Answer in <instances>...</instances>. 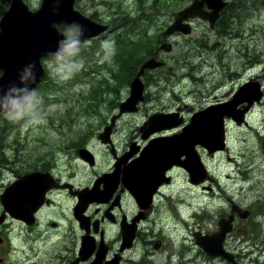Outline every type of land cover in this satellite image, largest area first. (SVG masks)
<instances>
[{
	"label": "flooded vegetation",
	"instance_id": "af4514ba",
	"mask_svg": "<svg viewBox=\"0 0 264 264\" xmlns=\"http://www.w3.org/2000/svg\"><path fill=\"white\" fill-rule=\"evenodd\" d=\"M2 1L4 11L0 7V19L11 3ZM24 1L33 11L42 3ZM192 2L74 1V9L103 30L85 40L70 62L86 59L83 53L92 46L94 52L104 57L106 76L88 91L94 99L74 104V112L70 113L73 117L58 118L50 125L43 121L33 129L35 123L30 117L41 113L40 110L19 122H11L5 118L6 113L0 112V264H231L221 255H209L197 239L217 232L221 219H230L232 214L225 249L239 264L264 263V255L251 258L264 245V212L254 214L260 211L258 206L264 203V197L241 202L218 178L216 165L208 166L209 160L215 161L224 154L231 172L240 176L242 186L252 181L248 171L252 167L251 155L258 153L264 163V119L259 123L255 120L264 107V95L249 108L248 101L237 105L238 118L245 111L239 118L241 123L232 115H225V149L211 152L198 142L196 165L202 171L199 179L192 176L185 153L180 157L179 151L174 157L168 154L162 160L151 159L145 153L154 139L181 133L196 112L228 102L247 82L257 80L264 90V70L253 71L256 65L241 52L240 47L245 45L241 42L236 47L238 57L244 56L240 70H213L210 78L215 81L210 86L207 77L184 71L182 79H198L203 85L184 93L177 90L180 82L177 84L176 71L189 65L190 50L210 45L206 37H187L203 23L217 32L228 5L220 12L214 28L208 20L194 17L185 21L192 26L191 34L165 36L178 12ZM162 9L170 10L172 17H161ZM136 24L146 33L127 35L128 28ZM67 25L60 23L59 31L62 33ZM146 34L154 37L148 40L154 46L149 49L150 55L129 58L123 47L136 42L128 37L141 38ZM167 41L173 42V50L176 44L185 49L184 54L178 52L172 63H168L167 55L173 50L167 53L160 48ZM214 49L220 57L225 56L218 53L219 48ZM151 57L164 61V65L145 71L141 77L143 99L133 109L122 111L121 105L130 96L131 83L138 72L115 70L118 62L142 61L141 67ZM49 61L59 62L54 56L43 59L46 74L40 83L47 84L55 74L58 81L61 72H51ZM181 61L184 65L178 67ZM109 63L113 69H109ZM68 74L80 83L82 77L76 76V72ZM101 83L106 85L100 86ZM40 91L32 103L46 96L43 88ZM185 96H194L195 101ZM175 112L182 121L178 126L144 136L149 131L147 122L151 116ZM232 129L238 134L233 136L232 142L236 144L229 140ZM227 175L230 178L232 174ZM8 188L14 195L4 199ZM209 192L214 194L209 196ZM233 204L249 209L250 216L241 218L233 212Z\"/></svg>",
	"mask_w": 264,
	"mask_h": 264
},
{
	"label": "water",
	"instance_id": "95a60500",
	"mask_svg": "<svg viewBox=\"0 0 264 264\" xmlns=\"http://www.w3.org/2000/svg\"><path fill=\"white\" fill-rule=\"evenodd\" d=\"M74 1L42 0L41 6L33 11L24 0H11L9 8L0 19L1 113L8 112L10 102L13 99L23 103L24 97L31 94L45 76L46 69L43 65V59L53 56L51 54L59 48V41L65 39L58 29L60 23L79 24L83 31L81 37L83 42L98 35L103 30L102 28L99 30L95 23L78 13L74 9ZM228 3L229 0H193L190 5L178 12L175 21L166 29L165 36L171 37L175 33L191 34L192 26L185 21L194 17L208 20L211 28H214L220 12ZM160 48L170 53L174 44L169 41L163 42ZM32 64L35 67H29ZM162 65H164V61L155 57L147 59L141 65L137 75L132 80L130 96L121 105L122 111L133 109V106L143 99L144 83L141 77L145 71L156 69ZM34 79L35 82H33ZM263 95L264 90L261 88V83L257 80L249 81L240 87L233 99L228 102L211 105L196 112L190 125L184 127L181 133L154 139L145 153H148V157L154 160H162L168 154H172L174 157L182 152L180 157L185 153L187 155L186 161L192 166L190 167L192 176L199 179L202 171L196 165L197 151L195 147L198 142L205 144L211 152L225 149V115H232L241 123L243 120L239 118H242L245 111L244 113L241 112L238 118L237 113H235L237 105L248 101L249 108L255 102L261 101ZM181 122L177 112L172 115L155 114L148 120L149 131L144 136L147 137L162 129L176 127ZM13 195V190L8 188L4 194V199H9ZM233 212H237L241 218H247L251 214L249 209H244L238 204H233ZM232 215L234 216V214ZM233 216L230 219H221L220 229L217 232L198 237L197 241L209 255H221L231 264H239L234 255L227 251L224 246L226 236L232 229Z\"/></svg>",
	"mask_w": 264,
	"mask_h": 264
},
{
	"label": "rangeland",
	"instance_id": "374dc122",
	"mask_svg": "<svg viewBox=\"0 0 264 264\" xmlns=\"http://www.w3.org/2000/svg\"><path fill=\"white\" fill-rule=\"evenodd\" d=\"M4 2L0 0V7H4ZM184 7V5L182 6ZM3 9V8H2ZM179 9V8H177ZM176 9V10H177ZM4 11V9H3ZM161 17L170 18L172 17L171 11L168 9H162ZM251 25L254 23H258L260 19L252 18L250 19ZM261 24V23H259ZM202 37H206L209 40V46H198L196 48H192L189 52V59H188V66L181 68L176 71L177 74V90H181L184 92H189L188 89H196L200 88L203 85V82L200 85V81L198 79L194 80L192 78L189 79H182L181 73L184 71H191L193 76L197 77H207L206 82H210L208 85L210 86L212 82L215 80L211 77V72L214 70L223 71V70H232L236 69L240 70L242 67L241 58L238 57V50L236 47L239 44V40L237 38L231 37H220L218 38L215 34V30L209 29L206 24H202L201 27L199 26L193 33L187 37L190 40L199 39ZM217 42V48L224 49V51L220 50L218 53L222 52V55L225 53V56L220 57L215 53V47L211 45ZM94 47L100 48L101 46L95 45ZM181 45L176 44L175 49L172 53L168 54L169 62L178 55V52L181 50ZM86 59L80 58L78 62H74L72 64L71 70L67 71L65 69V65L61 66V62L49 61L47 65L50 67L51 72L55 74V72H61L62 75L58 78V85L55 90L47 93L44 98H38L36 102L33 104L35 105L34 110H40L36 116H31L30 119H34V121H39V123H35L33 129L39 124H42L43 121H47L48 125L54 123L53 120L60 119V118H68L73 117L70 113H73V105L76 104H85L84 98L82 94H87L88 91L91 89L92 86L96 87V84L103 81L107 71L105 61H103L104 57L102 54H98V52H94V48L89 46L86 52L83 53ZM224 64H227L226 67ZM184 63L178 62V67L183 66ZM192 65V66H191ZM229 67V68H228ZM98 70L97 73H94L93 70ZM82 72L80 78V83H75L72 79V75L69 76L68 72ZM260 70H264L263 65H256L253 68L254 72H258ZM93 73V74H92ZM93 75L92 77H90ZM56 76V74H55ZM219 75H217L218 77ZM219 78V77H218ZM186 99H190L192 102L195 101L194 96H185ZM198 98V96H197ZM82 99V101H78ZM199 98L197 101H200ZM189 102V101H188ZM68 113H66V109ZM261 113V114H260ZM30 115H33L32 113ZM264 107L259 111V116L255 118V120L259 123L261 120L264 119ZM27 117V116H25ZM24 117V118H25ZM263 117V118H262ZM34 123V122H33ZM27 124V123H25ZM238 135L236 129H232L230 131L229 140L230 142L234 141V136ZM255 144L252 146H256L257 140L254 141ZM232 144H236L233 143ZM244 145V144H243ZM257 147V146H256ZM250 154V153H249ZM259 154H253L250 158V163L252 167L248 169L249 174H251L252 181L248 184L241 185L239 180L240 176L235 175L230 170L231 164L227 163V156L221 155L217 160H209L208 166L214 167L216 165L218 171V178L224 183L227 184L229 187L228 190L236 195V198L243 203L252 201L256 199L258 196L264 197V163L260 160ZM227 173H231L230 178H227ZM227 191V190H225ZM214 194L213 192H209L208 195ZM264 239V237H262ZM260 244L259 246H261ZM264 249V245L262 249H257L256 252L251 256V258L256 259L258 257H263L264 253L262 250Z\"/></svg>",
	"mask_w": 264,
	"mask_h": 264
},
{
	"label": "trees",
	"instance_id": "16d2710c",
	"mask_svg": "<svg viewBox=\"0 0 264 264\" xmlns=\"http://www.w3.org/2000/svg\"><path fill=\"white\" fill-rule=\"evenodd\" d=\"M230 8V9H227ZM3 12V9L1 10ZM260 19L257 20L258 23H254L251 25L252 18ZM261 23V24H259ZM215 32L218 38L220 37H231L237 38L239 42L244 43V47H240V50L246 57H249L250 63L255 65H263L264 67V0H230L226 9H224L222 13V17L220 19V26ZM146 33L145 29L140 27V25L136 24L128 28L127 35L129 34H137V33ZM154 38L153 36L147 35L144 37H132L129 36L128 40H135L136 44L130 45L125 44L123 47V52L130 57H146L150 55L149 49H153L154 46L148 43V40ZM206 42H209L207 40ZM212 47L217 46V43H213ZM224 51V49H220ZM185 49L181 47L179 54H184ZM222 55V52H221ZM243 57L241 56V61H243ZM142 61H135L132 59H128L127 61L118 62L115 70H126L130 71L133 74H136L139 70L140 64ZM246 63V62H245ZM73 64V63H72ZM71 65H65V69L67 71L71 70ZM106 68L107 64L105 63ZM124 65V68H123ZM109 69H113L112 63L108 64ZM74 71V70H73ZM82 72H76V76H81ZM55 76H50L47 84L43 82L37 85V94H40V87L43 88L46 92L44 94H49L53 90H55L58 85V81L54 78ZM42 81V80H41ZM105 86L106 83H101L100 86ZM98 85H96L97 87ZM95 88L94 86L91 89ZM84 100L89 101L94 99L93 96L88 92L86 95L82 94ZM0 117H2L0 113ZM260 211H254L256 215L258 212H264V203L258 206Z\"/></svg>",
	"mask_w": 264,
	"mask_h": 264
},
{
	"label": "clouds",
	"instance_id": "9594fccd",
	"mask_svg": "<svg viewBox=\"0 0 264 264\" xmlns=\"http://www.w3.org/2000/svg\"><path fill=\"white\" fill-rule=\"evenodd\" d=\"M61 35L65 39L59 41V48L51 55H53L57 61L61 62V66L71 65L70 58L77 56L83 46V41L81 40L83 31L79 24L71 23L65 27ZM29 67H35V65L32 64L29 65ZM33 82H35V79ZM37 93V89H33L31 94L24 97L23 103H21L20 100L13 99L10 102V108L5 114V118L11 122H19L23 120L25 116L30 115L35 109V105L32 101ZM34 123H39V121H34Z\"/></svg>",
	"mask_w": 264,
	"mask_h": 264
},
{
	"label": "bare ground",
	"instance_id": "6f19581e",
	"mask_svg": "<svg viewBox=\"0 0 264 264\" xmlns=\"http://www.w3.org/2000/svg\"><path fill=\"white\" fill-rule=\"evenodd\" d=\"M192 66V65H191Z\"/></svg>",
	"mask_w": 264,
	"mask_h": 264
}]
</instances>
